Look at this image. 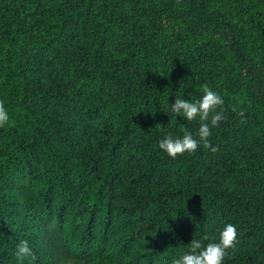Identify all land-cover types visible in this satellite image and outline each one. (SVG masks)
<instances>
[{"label":"trees","instance_id":"1","mask_svg":"<svg viewBox=\"0 0 264 264\" xmlns=\"http://www.w3.org/2000/svg\"><path fill=\"white\" fill-rule=\"evenodd\" d=\"M204 87L218 150L173 159ZM0 102V264H173L228 223L223 264H264V0H0Z\"/></svg>","mask_w":264,"mask_h":264},{"label":"clouds","instance_id":"2","mask_svg":"<svg viewBox=\"0 0 264 264\" xmlns=\"http://www.w3.org/2000/svg\"><path fill=\"white\" fill-rule=\"evenodd\" d=\"M202 91V96L197 100L177 97L175 102L170 105V111L175 114V117H182L189 123L197 120L200 122L196 133L187 130H183V135L173 136L168 133L159 141V149L173 159L185 153H195L201 145L209 148L212 152L218 150L211 145L209 137L211 136V129L218 127L224 118L222 110L217 111L224 101L218 93L208 87H204ZM167 113L169 114V112ZM8 121V111L0 102V127L6 125ZM236 237V226L231 223L225 224L219 232L218 241L204 244L199 239H193L188 244V251L175 259L173 264H223L227 250L235 245ZM16 255L21 260L29 257L31 260H35L27 241L20 242L17 246Z\"/></svg>","mask_w":264,"mask_h":264}]
</instances>
